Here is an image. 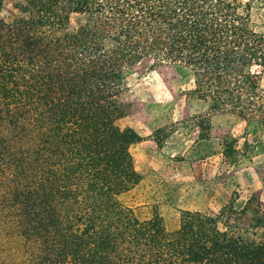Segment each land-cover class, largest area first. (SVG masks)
<instances>
[{
	"label": "trees",
	"instance_id": "16d2710c",
	"mask_svg": "<svg viewBox=\"0 0 264 264\" xmlns=\"http://www.w3.org/2000/svg\"><path fill=\"white\" fill-rule=\"evenodd\" d=\"M6 1L0 232L11 233L17 264H264V239L236 234L232 205L184 212L170 232L157 211L141 220L120 201L142 182L131 153L139 137L119 121L125 75L143 61L190 72L191 94L208 104L199 128L217 114L264 126L255 0H21L13 22Z\"/></svg>",
	"mask_w": 264,
	"mask_h": 264
},
{
	"label": "rangeland",
	"instance_id": "374dc122",
	"mask_svg": "<svg viewBox=\"0 0 264 264\" xmlns=\"http://www.w3.org/2000/svg\"><path fill=\"white\" fill-rule=\"evenodd\" d=\"M20 3L6 1L2 16L7 22L24 17ZM253 18L264 30V0L254 1ZM125 83L129 112L119 125L139 137L131 153L142 182L120 197L122 204L141 220L157 211L170 232L179 228L184 212L216 216L232 205L236 214L230 225L236 234L264 239V227H255L258 214L264 223V126L217 114L210 116L208 130L199 128L194 117H209L208 104L191 94L192 76L177 66L148 59L125 75ZM225 141H236L231 157L223 154ZM16 255L11 233L3 230L1 263L17 264Z\"/></svg>",
	"mask_w": 264,
	"mask_h": 264
}]
</instances>
